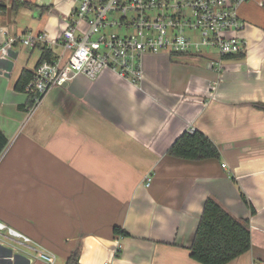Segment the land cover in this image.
<instances>
[{"label": "crops", "instance_id": "crops-1", "mask_svg": "<svg viewBox=\"0 0 264 264\" xmlns=\"http://www.w3.org/2000/svg\"><path fill=\"white\" fill-rule=\"evenodd\" d=\"M238 15L241 57L145 53L140 85L111 70L76 75L32 112L14 83L46 44L22 49L0 25V221L30 239L2 229L0 264H48L39 251L65 264L76 248L79 264H201L188 247L207 197L248 219L251 248L226 264H264V5L247 1ZM189 127L218 158L168 154Z\"/></svg>", "mask_w": 264, "mask_h": 264}, {"label": "built area", "instance_id": "built-area-1", "mask_svg": "<svg viewBox=\"0 0 264 264\" xmlns=\"http://www.w3.org/2000/svg\"><path fill=\"white\" fill-rule=\"evenodd\" d=\"M74 1L76 5L66 17L67 26L57 38L49 39L45 32H29L19 39L28 47L44 43L54 53L33 69L25 86L24 93L32 103L29 112L47 92L76 75L93 80L101 72L111 70L140 85L145 53L166 51L201 56L212 49L221 60L225 56H239L246 49L244 39L238 36L244 26L238 8L250 0ZM259 4L264 5V0H259ZM15 40L11 37L6 43ZM217 69L220 70L219 61ZM145 180L149 184L150 177ZM4 228L6 225L0 221V232ZM7 230L12 237L30 240L11 228ZM39 256L54 264L53 253L39 251Z\"/></svg>", "mask_w": 264, "mask_h": 264}, {"label": "trees", "instance_id": "trees-1", "mask_svg": "<svg viewBox=\"0 0 264 264\" xmlns=\"http://www.w3.org/2000/svg\"><path fill=\"white\" fill-rule=\"evenodd\" d=\"M11 5L14 8H18L21 5H29V3L27 4L25 0H13ZM5 6L0 0V11L5 9ZM41 53V58L37 65L43 59H51L54 55L46 46H42ZM239 56L241 57V54ZM32 74L33 71L31 70H22L14 83L15 89L24 92ZM27 101L28 105L32 104L28 97ZM255 106L264 110V103L259 102ZM7 144L8 138L0 129V153ZM168 154L187 160L218 158L219 149L206 134L194 129L192 132L182 131L169 146ZM250 209L253 212L252 207ZM200 215L194 239L188 247L190 257L194 261L201 264H226L251 248V231L249 230L247 218L239 220L228 213L217 200L210 197L205 200ZM113 233L128 234L118 225L114 226ZM79 253L78 248L71 251L65 264H79Z\"/></svg>", "mask_w": 264, "mask_h": 264}, {"label": "rangeland", "instance_id": "rangeland-1", "mask_svg": "<svg viewBox=\"0 0 264 264\" xmlns=\"http://www.w3.org/2000/svg\"><path fill=\"white\" fill-rule=\"evenodd\" d=\"M3 1L8 7L0 13V25L6 26L11 32L19 33L21 38H25L29 31H45L48 37L53 39L67 26L61 15L66 13V9L72 6L74 0H25L29 5H21L17 9H13L8 0ZM41 10L43 13H40ZM21 31L23 33H20ZM22 47L29 48L24 45ZM208 51L213 50H206L207 53ZM55 262H58V259H55Z\"/></svg>", "mask_w": 264, "mask_h": 264}]
</instances>
